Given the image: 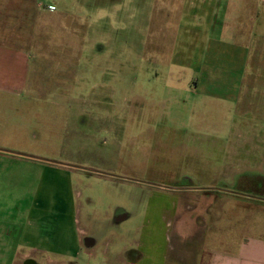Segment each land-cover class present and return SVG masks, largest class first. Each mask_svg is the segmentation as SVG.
Instances as JSON below:
<instances>
[{"label":"rangeland","instance_id":"rangeland-1","mask_svg":"<svg viewBox=\"0 0 264 264\" xmlns=\"http://www.w3.org/2000/svg\"><path fill=\"white\" fill-rule=\"evenodd\" d=\"M17 5L8 241L36 264H203L264 231V0Z\"/></svg>","mask_w":264,"mask_h":264},{"label":"crops","instance_id":"crops-1","mask_svg":"<svg viewBox=\"0 0 264 264\" xmlns=\"http://www.w3.org/2000/svg\"><path fill=\"white\" fill-rule=\"evenodd\" d=\"M17 4H20L19 6L21 9H19L22 10V0H0V65H2V63L5 64L6 61L9 62L11 68L3 72H7L12 76H15L16 73H21V68L19 66L22 63V59L20 55L16 53V45L11 42L17 40V32L8 33L4 24L5 20L7 22V19L12 20L9 26H17L19 24L18 19L21 18L20 15L17 16ZM7 42L10 43L11 47L5 46ZM16 65L19 67L18 71L15 70L17 69ZM3 72L0 69V73L3 74ZM0 151L5 152L2 149H0ZM252 234H254V232ZM8 235H11L10 231L0 227V264H23L27 259H32L34 261L33 253L35 247L32 246L26 251L18 250L15 246L17 244L16 240L11 239L12 242L8 241ZM18 243L22 244V242ZM203 254H205L203 264H264V231L261 230L260 233L257 232V236L242 237L241 240L237 241L234 247L222 249L220 252H216V250H203Z\"/></svg>","mask_w":264,"mask_h":264},{"label":"flooded vegetation","instance_id":"flooded-vegetation-1","mask_svg":"<svg viewBox=\"0 0 264 264\" xmlns=\"http://www.w3.org/2000/svg\"><path fill=\"white\" fill-rule=\"evenodd\" d=\"M23 264H36L32 259H27L23 262Z\"/></svg>","mask_w":264,"mask_h":264}]
</instances>
